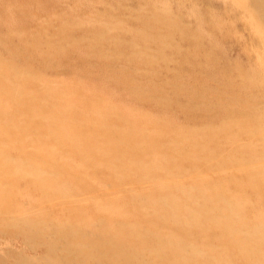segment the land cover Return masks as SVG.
<instances>
[{"label":"rangeland","instance_id":"1","mask_svg":"<svg viewBox=\"0 0 264 264\" xmlns=\"http://www.w3.org/2000/svg\"><path fill=\"white\" fill-rule=\"evenodd\" d=\"M248 1L0 0V264H264Z\"/></svg>","mask_w":264,"mask_h":264},{"label":"bare ground","instance_id":"2","mask_svg":"<svg viewBox=\"0 0 264 264\" xmlns=\"http://www.w3.org/2000/svg\"><path fill=\"white\" fill-rule=\"evenodd\" d=\"M247 2H249L248 0H247ZM243 3V2H242ZM255 3H256V1H255ZM259 4V3H258ZM248 5H249V3H248ZM255 5V4H254ZM254 5H253V7H254ZM257 5V4H256ZM244 6V5H243ZM252 7V6H251ZM258 7V6H257ZM260 8V7H259ZM247 9V8H246ZM261 9V8H260ZM262 10V9H261ZM254 16V15H253ZM9 92H7V95L9 96ZM125 148V147H124ZM239 159V158H238ZM240 160V159H239ZM204 196V195H203ZM113 202V201H112ZM117 205H119V204H117ZM103 206H105V205H103ZM114 206V205H113ZM116 206V205H115ZM106 208V207H105ZM37 221H40V219H36ZM97 221H102L100 218L97 220ZM97 221H91L90 223L91 224H93V225H97L98 223H97ZM81 222H83V221H81ZM88 222V221H87ZM48 223L49 224H51L52 223V221L51 220H49V218H48ZM133 225V224H132ZM136 225V224H135ZM73 227H75V226H73ZM138 227V226H137ZM140 230V229H139ZM102 231V230H101ZM54 234H55V236L56 237H60V238H62V239H64L65 240V242H66V244L67 243H72V241L74 240V237H75V235L74 234H76L77 233V231L76 232H73V231H71V230H67V229H65L64 228V226H63V228H56V229H54V232H53ZM49 243V242H48ZM66 244H64V245H66ZM55 245L56 246H61L62 244L59 242V240L55 243Z\"/></svg>","mask_w":264,"mask_h":264}]
</instances>
